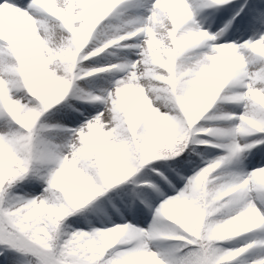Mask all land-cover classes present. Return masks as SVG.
<instances>
[{
    "label": "snow or ice",
    "instance_id": "6c2138e0",
    "mask_svg": "<svg viewBox=\"0 0 264 264\" xmlns=\"http://www.w3.org/2000/svg\"><path fill=\"white\" fill-rule=\"evenodd\" d=\"M0 264H264V0H0Z\"/></svg>",
    "mask_w": 264,
    "mask_h": 264
}]
</instances>
